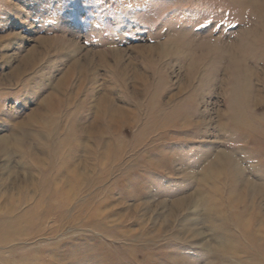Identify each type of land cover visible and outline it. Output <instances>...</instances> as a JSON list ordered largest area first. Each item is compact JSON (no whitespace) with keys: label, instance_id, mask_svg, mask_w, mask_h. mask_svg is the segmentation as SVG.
I'll return each mask as SVG.
<instances>
[{"label":"rangeland","instance_id":"obj_1","mask_svg":"<svg viewBox=\"0 0 264 264\" xmlns=\"http://www.w3.org/2000/svg\"><path fill=\"white\" fill-rule=\"evenodd\" d=\"M0 264H264V0H0Z\"/></svg>","mask_w":264,"mask_h":264}]
</instances>
